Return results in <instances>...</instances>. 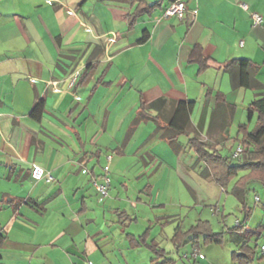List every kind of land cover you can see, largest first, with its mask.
Here are the masks:
<instances>
[{
    "label": "crops",
    "instance_id": "0c3cea01",
    "mask_svg": "<svg viewBox=\"0 0 264 264\" xmlns=\"http://www.w3.org/2000/svg\"><path fill=\"white\" fill-rule=\"evenodd\" d=\"M144 1L160 5L138 16V3L132 0H0V264H136L132 253L141 264L174 263L162 247V236L151 240V231L147 242L158 243L167 252L164 258L146 246L133 247L134 240L146 233L130 231L138 217L119 197L112 198L116 205L109 204L110 193L101 200L94 185L104 182L101 170L107 157L112 155V170L113 154L123 155L127 145L126 139H115V145L110 140L114 153L106 154L108 148L104 151L102 145L106 135L114 134L117 103L126 98L137 96L139 102L135 117L128 119L130 130L152 121L156 133L176 152L185 148L181 139L187 137L224 156L239 103L250 102L249 121L257 116L258 122V113L250 115V109L264 89H235L224 68L232 60H249L255 79L264 86V23L255 26L252 19L255 12L264 19V0H187L183 21L165 16L171 0ZM193 11L197 15L192 21ZM146 32L147 41L139 43ZM110 33H116L117 40L108 61L104 36ZM196 48L207 59L204 70L193 56ZM158 99L168 100L161 110L145 113L141 108ZM40 100L43 111L33 116ZM180 102L193 104L189 126L170 142L164 135ZM255 128L249 131L247 124L239 125L238 138L229 148L232 152L242 143L247 152L242 161L228 156L233 164H247L249 152L264 151V146L246 143ZM196 158L184 165L179 157L176 165L210 202L203 207H212L217 200L212 187L226 194L229 189L212 181L208 165L197 154ZM35 166L53 181L35 180ZM242 172L247 175L232 191L241 210L236 191L260 183L251 170ZM145 189L150 195L154 191L151 185ZM189 190L201 204L199 193ZM181 232L178 226L172 239L175 246H182ZM233 233L236 251L246 242L251 247L264 245V223L251 227L246 222ZM188 241L204 255L199 235ZM254 264H264L259 253Z\"/></svg>",
    "mask_w": 264,
    "mask_h": 264
},
{
    "label": "rangeland",
    "instance_id": "374dc122",
    "mask_svg": "<svg viewBox=\"0 0 264 264\" xmlns=\"http://www.w3.org/2000/svg\"><path fill=\"white\" fill-rule=\"evenodd\" d=\"M249 104L250 102L239 103L235 120L228 130L226 146L231 147L234 140L238 138L240 124H247L249 131L255 128L257 116L254 117L252 122L249 121ZM138 105L137 96L134 99L126 98L124 102L117 103L119 112H114V114L119 117L116 119V125L114 124L112 128L114 134L106 135L102 142L103 150L106 151L108 148L107 152H105L106 154L114 153L109 148L114 146L117 140L123 142L126 139L127 141V145L123 148V155L113 154L115 161L112 170H109V177L112 181L108 199L109 204L116 205V202L112 200L114 197L125 200L127 202L125 205L128 207L129 212L135 214L139 219L131 226L130 231L135 235H142L145 231H151V240L162 236L164 245L162 247L169 252L167 257L170 261H174L172 264H234L232 254L236 251L237 246L234 237L235 233L233 232H239L236 229L237 221H243L245 213L240 209V204L232 195V191L236 183L247 174L240 172L231 181L227 187L229 194L221 193L218 187L213 186L212 194L217 197V200L212 202L214 206L203 207V205H207L210 202L207 201L201 190L190 178L180 173L179 165H176L179 157L184 162V165L193 164L197 159L189 139L183 137L181 142L185 148L176 152L169 143L156 133L154 130L155 124L152 121L142 125H133L135 129L130 130L131 125L128 126L130 124L128 119L129 116L132 119L135 117ZM110 140L115 141L114 145ZM239 144L242 143L236 144L232 152L229 147L224 148L223 155L226 157L232 156ZM180 147L182 149V146ZM144 161L149 163V165H145ZM149 166L151 167L147 170ZM101 171L104 176L105 171L103 169ZM148 185L154 187L151 195L145 189ZM189 187L199 193L201 204L197 205ZM257 196L260 197V202L256 201ZM137 198H141L143 202H137ZM246 202L249 208L252 209L247 221L248 224L251 227H256L264 223V185L261 182L249 188ZM214 209L216 211H213ZM165 215L177 216L166 218L163 217ZM157 217L162 218L158 220ZM176 218L178 219L177 221H175ZM178 226L182 228L180 234L182 239L181 247L180 245L175 246L172 241ZM198 226L201 232H204L205 228H209L213 233L221 234V242L206 244L204 240L205 234L199 235L198 242L202 247L204 258L194 261L191 257L194 248L188 240L191 236H194V234H189L190 230ZM252 244H254V241ZM142 250L141 252H146V254L150 255L145 249ZM186 256L190 258L187 259ZM132 258L133 261H136V264H141V258L139 259L137 253H132Z\"/></svg>",
    "mask_w": 264,
    "mask_h": 264
},
{
    "label": "trees",
    "instance_id": "16d2710c",
    "mask_svg": "<svg viewBox=\"0 0 264 264\" xmlns=\"http://www.w3.org/2000/svg\"><path fill=\"white\" fill-rule=\"evenodd\" d=\"M171 1L174 3L178 0ZM132 2L138 3V16L144 12H149L150 10L160 5L159 2L155 4H147L144 0H132ZM148 37L149 34L146 32L144 37L139 41V43L146 42ZM193 56H195V58L197 59L195 61L200 64L201 70H204L208 67L207 59L202 56V51L200 48H196L194 50ZM224 69L230 75L233 87L235 89L245 88L256 90L259 92L264 89V86L258 80L255 79L254 66L251 61L244 59L232 60L230 63L225 65ZM259 95L261 97H259V99L252 104L250 109V115H252L253 112L258 113L257 126L255 130L247 134L246 137V143L250 145L252 144L255 147L264 146V94ZM167 102L168 100L166 99H158L157 101L151 103L149 106L142 104L141 108L145 113H148L152 110L159 111L165 106ZM43 108L44 101L40 100L36 104L32 115H40L43 111ZM192 109V103H178L174 118L172 119L171 124L169 126V131L165 133L164 138H168L170 142H173V140L178 135L185 132L186 128L189 126L190 114L192 112ZM155 119L158 121V118ZM190 145L191 148H193L195 153L198 155L199 159L204 161L208 165L210 170L208 176L211 178L212 181H214L222 188H227L231 181L236 178L240 174V172L245 170H251L254 178L258 179V181L264 185V151H251L249 152V162L247 164L235 165L230 161L229 158L224 157L217 152L211 151L207 147V144L201 141L192 139L190 141ZM247 191L248 189H246V187H243V189H241L240 191H236L239 200L244 206L243 212L245 213V219L241 221L238 226H236V229L238 230H241L243 228L245 223L248 221L251 213V209H249L246 204ZM260 228L261 227H259L258 229ZM258 229L254 233H256L255 235L259 236L261 232H258ZM199 230V226L193 227L190 230L189 234H194L196 236L205 234L206 243L221 242V234L213 233L212 230L209 228H205L204 232H201ZM148 237L149 231H146L143 236L134 240L135 244L133 245V247L146 246L155 254V256H157V258H164L167 255V252L164 249H161L158 243H156L155 241L148 243ZM181 240L182 239L180 238V244H182ZM257 250V247H251L249 246V243L246 242L238 251L233 252L232 260L236 264H254L257 253H259V251L257 252Z\"/></svg>",
    "mask_w": 264,
    "mask_h": 264
},
{
    "label": "built area",
    "instance_id": "2783aa9c",
    "mask_svg": "<svg viewBox=\"0 0 264 264\" xmlns=\"http://www.w3.org/2000/svg\"><path fill=\"white\" fill-rule=\"evenodd\" d=\"M186 2H187V0H178L174 3H172L166 9L165 16L169 17V18H177L180 21H183L186 17V12L188 10ZM242 6L245 9L247 8V6L245 4H242ZM192 14H193V17H192V21H193V19L197 15V11H193ZM252 19H253L255 26H259V25H262L264 23L263 16L259 13H256V12L253 13ZM83 26L87 31H91V29L86 24H83ZM104 37H106L105 51L107 53V60L111 61L112 57L109 55V51H110L112 45L117 40V34L116 33H110ZM97 38L101 39L103 37H97ZM79 75H80V73L77 72L75 77L77 78ZM52 86H53L54 90L57 89L56 88L57 87L56 82L52 83ZM246 152L247 151H246L245 146H243L242 144H239L237 146L236 150L234 151L232 157L235 160L242 161L244 159ZM111 160H112V155H109L107 157V164L104 167V171H105V175L103 176L104 182L102 184H98V183L94 184L101 200H103L109 196V187H110V183H111V179L109 177V170H110ZM32 176L37 181H45L47 183H51L53 181V177L49 173H46L45 170L39 166H35L33 168ZM257 200H258V198H257ZM238 225L239 224H237V226ZM258 251H259L260 257H262V259H264V245L260 246L258 248ZM186 257H189V256H186ZM191 257L193 259L197 260V259H203L204 255L201 253L199 248H195ZM86 264H95V263H93L92 261H87Z\"/></svg>",
    "mask_w": 264,
    "mask_h": 264
}]
</instances>
